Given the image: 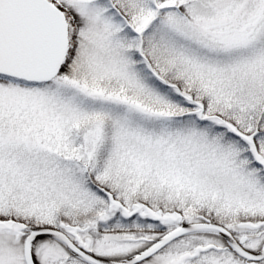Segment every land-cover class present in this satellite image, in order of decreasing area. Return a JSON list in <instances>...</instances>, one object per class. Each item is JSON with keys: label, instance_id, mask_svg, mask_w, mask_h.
I'll return each mask as SVG.
<instances>
[{"label": "snow or ice", "instance_id": "snow-or-ice-1", "mask_svg": "<svg viewBox=\"0 0 264 264\" xmlns=\"http://www.w3.org/2000/svg\"><path fill=\"white\" fill-rule=\"evenodd\" d=\"M0 264H264V0H0Z\"/></svg>", "mask_w": 264, "mask_h": 264}]
</instances>
